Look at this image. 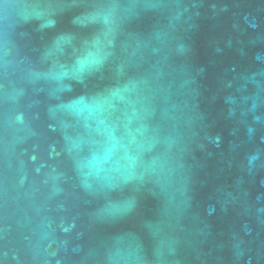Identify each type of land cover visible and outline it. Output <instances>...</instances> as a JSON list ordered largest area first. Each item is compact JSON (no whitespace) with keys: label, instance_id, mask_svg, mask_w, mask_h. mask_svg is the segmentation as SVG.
Listing matches in <instances>:
<instances>
[{"label":"water","instance_id":"obj_1","mask_svg":"<svg viewBox=\"0 0 264 264\" xmlns=\"http://www.w3.org/2000/svg\"><path fill=\"white\" fill-rule=\"evenodd\" d=\"M0 264H264V0H0Z\"/></svg>","mask_w":264,"mask_h":264}]
</instances>
